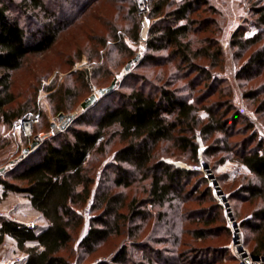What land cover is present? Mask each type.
<instances>
[{
    "label": "rangeland",
    "instance_id": "1",
    "mask_svg": "<svg viewBox=\"0 0 264 264\" xmlns=\"http://www.w3.org/2000/svg\"><path fill=\"white\" fill-rule=\"evenodd\" d=\"M45 1L51 17L38 8L14 9L29 33L41 29L42 22L55 17L60 31L49 49L29 54L23 66L13 72L16 104L31 106L36 102V108L28 110L27 116L40 113L38 121L33 123L31 135L17 125L18 119L12 125L0 121V167H5L4 171L21 160L23 149L37 134L55 135L63 130L55 133L54 124L60 127L69 123L70 126L82 114L85 120L80 125L90 129L88 120L97 119L107 106L121 102V93L137 86L157 91V85L170 82L180 97L202 107L199 114L204 119L208 116L203 108L205 105L223 101L221 110L226 108V103L231 106L226 133L216 132L207 139L197 134V158L170 144L158 147L160 160L192 172L183 178L181 187L163 205L149 200L150 179L137 176L129 187L114 185L117 172L112 165L113 152L119 146L117 142L111 144L106 154H98L99 158L93 160V194L85 206L76 209L82 215L83 223L74 230V238L62 251L63 255L71 264H238L236 240L240 237L253 251L257 234L254 211L262 206L260 198L250 197L244 189L256 182V178L240 160V150L245 142L248 147L262 142L264 151V110L258 111L264 92H259L255 99L245 96L250 89L259 91L264 82V70L254 75L243 73L244 77H240L241 67L259 45L240 51L231 43L237 29L245 37L262 30L255 22L248 1L209 0L212 6L194 14L198 21L210 20L207 29L192 33L194 39L213 36L223 47L224 58L218 66L211 67L207 59H200L202 65L212 71L211 79L198 72L191 73L183 65L178 67L177 59L168 49L158 52L164 58L161 64L143 62L149 28L155 19H148L147 30L142 19L131 12L133 0ZM138 22L140 36L134 40L128 31ZM114 29L123 34L133 55L117 48ZM138 54L140 60L132 61ZM130 61V69L126 70ZM80 71H86V80ZM115 78H118L115 90L101 95L99 89L110 85ZM212 83L215 92L210 94ZM59 89L61 92L56 94ZM64 89H70L71 94L66 96ZM92 93L97 94L98 100L83 109L81 103ZM72 113H77L76 117L69 121L67 117ZM218 138L221 142L216 141ZM2 176L9 177L5 172ZM105 189L122 194L126 202L123 210L127 215L122 219L121 231L112 233L90 252L80 245V241L88 232L92 218L101 212L93 208L95 195ZM132 200L136 203L133 202L136 206L134 215L128 205ZM0 213L5 215L0 217L14 218L18 222L31 220L44 224L24 193H5L1 185ZM122 251H125L124 256L119 258ZM22 255L27 257L12 237L5 236L0 244V262L8 264ZM24 260L17 264H24Z\"/></svg>",
    "mask_w": 264,
    "mask_h": 264
},
{
    "label": "trees",
    "instance_id": "2",
    "mask_svg": "<svg viewBox=\"0 0 264 264\" xmlns=\"http://www.w3.org/2000/svg\"><path fill=\"white\" fill-rule=\"evenodd\" d=\"M247 1L255 22L262 30L245 37L237 29L232 35L231 43L240 51L259 45L248 62L241 67L240 77L248 73L250 75L251 72L253 75L260 74L264 70V0ZM176 2L151 0L149 18L155 21L149 28L147 53L143 62L161 64L164 58L158 52L168 49L177 59L178 67L183 65L189 72H198L200 76L205 75L206 79H211L212 71L202 65L200 59H207L211 67L218 66L224 58L223 47L213 36H205L196 41L192 33L207 29L210 20L205 18L198 21L194 14L207 10L212 5L209 0ZM17 7L24 10L38 8L48 17L52 15L45 0H0V121L7 125L25 118L28 110L36 108V102L31 106L26 103L16 104L17 97L12 87L13 72L23 66L29 54L49 49L60 31L55 17L42 22L41 29L29 33L20 16L14 13ZM131 12L142 19L135 3ZM128 33L134 40H138L140 23H135ZM113 36L117 48L128 51L129 55L134 54L117 29H114ZM79 73L86 80V71ZM157 86V91L155 88L147 90L143 86H137L127 93H121L120 103L107 106L97 119L88 120V124L92 126L90 129L80 125L85 120L83 114L76 117L73 124L46 138L13 167L0 172L3 191L24 193L32 207L40 213L44 223L36 228H28L16 220L0 217V244L5 236L12 237L20 251L27 254L24 264H71L62 251L73 240L74 230L83 223V217L76 209L85 206L93 194V160L99 158L98 154H106L115 142L119 145L113 152L112 166L117 172L113 179L115 186L129 187L140 176L141 179H150L149 200L155 204L163 205L174 196L181 187L183 178L192 172L160 160L157 155L158 147L170 144L197 158V134L200 133L207 139L216 132L226 133L231 106L226 103V108L221 110L223 101L205 105L203 108L208 116L204 119L199 114L202 107L180 97L170 82ZM210 87L209 92L213 94V83ZM64 90L66 96L71 94L70 89ZM114 90L115 88L104 95ZM59 92L60 89L55 93ZM259 92H264V82L259 91L250 89L245 96L255 99ZM258 109L264 110V99ZM236 118H233L234 121ZM247 144L245 142L240 150V160L254 174L256 182H251L244 189L249 192L250 197L260 198L262 201V206L254 211L257 220L254 229L257 234L252 253L264 256L263 143L259 142L253 147H248ZM3 172L9 177H3ZM133 200L128 205L130 204L129 209L134 215L136 206ZM125 203L120 193L113 194L108 189L97 193L93 208H98L101 212L92 218L90 228L80 245L90 252L95 251L112 233H119L124 223L122 219L127 215L123 210ZM124 253L122 251L119 258Z\"/></svg>",
    "mask_w": 264,
    "mask_h": 264
},
{
    "label": "built area",
    "instance_id": "3",
    "mask_svg": "<svg viewBox=\"0 0 264 264\" xmlns=\"http://www.w3.org/2000/svg\"><path fill=\"white\" fill-rule=\"evenodd\" d=\"M134 3L136 4L137 10L139 12V14H141L142 16V22L145 25V27L148 30V19H149V13L151 11V0H133ZM146 30V33H147ZM39 113L37 112V114H29L28 116H26L25 118H22L19 120L18 124L19 126L23 127L26 130V133L28 135L32 134V127H33V123L38 121L39 118ZM65 127H62V125L60 127L57 126V124H54V131L55 133L58 132L59 130H64L67 128V126H69V123H64ZM57 126V127H55ZM51 135V133H49ZM46 134L45 135H39L37 134L35 136L36 139H39L40 144L46 139ZM39 144V145H40ZM37 145L32 152L39 146ZM1 216H5L4 213H0ZM14 219V218H11ZM15 220V219H14ZM21 224H23L24 226L28 227V228H36L39 224L35 223L34 221H19ZM236 245H237V252H238V258L240 261V264H264V256H256L253 255L252 251L246 247L243 244V240L238 237L236 240ZM26 257L25 255L19 256L13 260H10L8 262V264H17L18 262L24 260ZM0 264H6L3 262H0Z\"/></svg>",
    "mask_w": 264,
    "mask_h": 264
},
{
    "label": "water",
    "instance_id": "4",
    "mask_svg": "<svg viewBox=\"0 0 264 264\" xmlns=\"http://www.w3.org/2000/svg\"><path fill=\"white\" fill-rule=\"evenodd\" d=\"M139 59H140V54H138L132 61H138ZM132 61H130L128 63V65L126 66V70L130 69ZM117 82H118V78H115L110 85L100 88L99 89V93L101 95H104V94L112 91L116 87ZM97 100H98L97 94L96 93H92L88 98H86L81 103V106H82L83 109H87L92 104H94ZM76 114L77 113H72L69 117H67V119L69 121L72 120L73 118L76 117ZM62 127H65V124H63ZM46 136H50V134H46ZM39 144H40L39 139L34 138L33 141L31 142V144L29 146H26L23 149V156L29 155L32 152V150ZM4 169H5V167H0V172L4 171Z\"/></svg>",
    "mask_w": 264,
    "mask_h": 264
},
{
    "label": "crops",
    "instance_id": "5",
    "mask_svg": "<svg viewBox=\"0 0 264 264\" xmlns=\"http://www.w3.org/2000/svg\"><path fill=\"white\" fill-rule=\"evenodd\" d=\"M25 197L27 198V200L29 201V199H28V197L25 195ZM29 203H30V201H29ZM30 206L32 207V205L30 204ZM33 208V207H32ZM34 209V208H33Z\"/></svg>",
    "mask_w": 264,
    "mask_h": 264
},
{
    "label": "bare ground",
    "instance_id": "6",
    "mask_svg": "<svg viewBox=\"0 0 264 264\" xmlns=\"http://www.w3.org/2000/svg\"><path fill=\"white\" fill-rule=\"evenodd\" d=\"M55 127H57V126H55Z\"/></svg>",
    "mask_w": 264,
    "mask_h": 264
}]
</instances>
